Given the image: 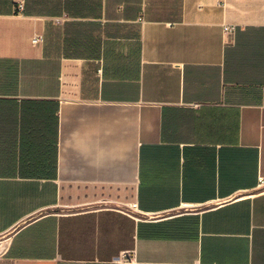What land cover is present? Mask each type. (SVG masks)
<instances>
[{
	"label": "crops",
	"instance_id": "crops-1",
	"mask_svg": "<svg viewBox=\"0 0 264 264\" xmlns=\"http://www.w3.org/2000/svg\"><path fill=\"white\" fill-rule=\"evenodd\" d=\"M0 264H264V0H0Z\"/></svg>",
	"mask_w": 264,
	"mask_h": 264
},
{
	"label": "built area",
	"instance_id": "built-area-1",
	"mask_svg": "<svg viewBox=\"0 0 264 264\" xmlns=\"http://www.w3.org/2000/svg\"><path fill=\"white\" fill-rule=\"evenodd\" d=\"M20 7L22 8L23 6L20 5ZM60 21H61V18H56V22L59 23ZM33 39H34V40H32L33 44H35V43L38 44V43L43 41V36L42 35H35ZM133 207L136 208V204Z\"/></svg>",
	"mask_w": 264,
	"mask_h": 264
}]
</instances>
